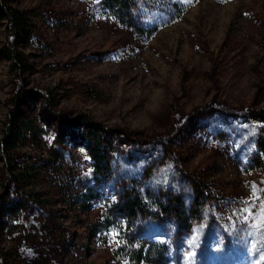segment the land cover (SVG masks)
<instances>
[{"label":"rangeland","instance_id":"obj_1","mask_svg":"<svg viewBox=\"0 0 264 264\" xmlns=\"http://www.w3.org/2000/svg\"><path fill=\"white\" fill-rule=\"evenodd\" d=\"M170 3L187 9L168 24ZM13 6L34 30L18 46L24 73L0 55V206L16 211L0 212V264H139L122 254L125 223L105 225L133 182L162 205L204 190L191 230L146 220L166 264H264V0H152L148 41L100 0ZM13 42L0 27V53ZM19 110L34 131L14 127ZM90 124L113 148L107 177L94 174Z\"/></svg>","mask_w":264,"mask_h":264},{"label":"trees","instance_id":"obj_2","mask_svg":"<svg viewBox=\"0 0 264 264\" xmlns=\"http://www.w3.org/2000/svg\"><path fill=\"white\" fill-rule=\"evenodd\" d=\"M152 0H100L103 11L114 19L119 25L131 30L144 41L150 40L157 32L158 27L148 24L142 15V9ZM163 12L166 14L168 24L179 20L186 12L187 7L181 3L165 5ZM6 26L9 35L13 38V46L5 48L0 55L3 60L11 63L15 68L24 73V54L18 50L21 41H29L33 34L32 18L23 10L13 6V0H0V27ZM47 98L46 94L38 96L37 101ZM51 98V97H50ZM51 100V99H50ZM53 102V101H52ZM23 120L26 129L34 131V123L29 121L24 112L18 111L13 114L14 127ZM257 120L262 124L258 132V159L257 164L264 162V111L257 115ZM88 133H82L87 139L88 149L93 158L94 174L99 177H107L112 173L113 148L108 145L107 133L95 124H90ZM107 139V141H106ZM8 150H13L12 144L8 143ZM19 174L21 178H25L24 171L19 169L13 170ZM17 178V175H16ZM135 182L127 184L120 190L119 197L111 206L110 213L105 219V225L108 227L113 225L116 220L125 223L124 230V247L122 254L129 260L139 264H166L167 247L161 243H155L147 240V235L143 233L142 228H146V220H157L158 223L163 222L166 217H173L174 221L180 229L191 230L193 225L201 219L203 206L202 196L204 190L199 189L195 199L187 205L181 199H173L168 205H162L158 199L151 194L141 192L135 187ZM16 192V191H15ZM24 197V196H23ZM25 198V197H24ZM12 207V206H10ZM16 204L12 208H16ZM22 210L24 207H17ZM157 208V210H156ZM153 210V211H152ZM155 210V211H154ZM3 211L7 216L9 214L5 207L0 206V212Z\"/></svg>","mask_w":264,"mask_h":264}]
</instances>
